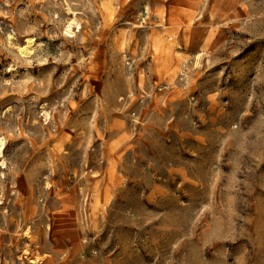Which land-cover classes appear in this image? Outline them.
<instances>
[{
    "label": "rangeland",
    "instance_id": "rangeland-1",
    "mask_svg": "<svg viewBox=\"0 0 264 264\" xmlns=\"http://www.w3.org/2000/svg\"><path fill=\"white\" fill-rule=\"evenodd\" d=\"M0 264H264V0H0Z\"/></svg>",
    "mask_w": 264,
    "mask_h": 264
},
{
    "label": "bare ground",
    "instance_id": "bare-ground-1",
    "mask_svg": "<svg viewBox=\"0 0 264 264\" xmlns=\"http://www.w3.org/2000/svg\"><path fill=\"white\" fill-rule=\"evenodd\" d=\"M71 23L74 24V26L76 27L77 30H79L80 24H79L78 20L75 17L72 18ZM33 41H34L33 38H31V37L27 38L25 40L24 45L18 46L19 53L21 55H24V56L30 55L31 52H32V42ZM195 57H196V59L198 61L199 54L195 55ZM183 62L186 63L185 61H183Z\"/></svg>",
    "mask_w": 264,
    "mask_h": 264
},
{
    "label": "built area",
    "instance_id": "built-area-1",
    "mask_svg": "<svg viewBox=\"0 0 264 264\" xmlns=\"http://www.w3.org/2000/svg\"><path fill=\"white\" fill-rule=\"evenodd\" d=\"M187 72H188V66L187 63H181L179 66V71H178V78L180 80H183L184 78H186L187 76Z\"/></svg>",
    "mask_w": 264,
    "mask_h": 264
}]
</instances>
